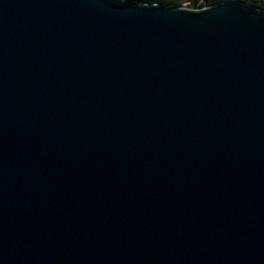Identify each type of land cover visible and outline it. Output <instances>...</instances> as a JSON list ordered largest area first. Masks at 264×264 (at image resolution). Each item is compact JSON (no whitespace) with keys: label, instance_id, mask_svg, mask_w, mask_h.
<instances>
[{"label":"water","instance_id":"95a60500","mask_svg":"<svg viewBox=\"0 0 264 264\" xmlns=\"http://www.w3.org/2000/svg\"><path fill=\"white\" fill-rule=\"evenodd\" d=\"M0 264H264V13L0 0Z\"/></svg>","mask_w":264,"mask_h":264},{"label":"trees","instance_id":"16d2710c","mask_svg":"<svg viewBox=\"0 0 264 264\" xmlns=\"http://www.w3.org/2000/svg\"><path fill=\"white\" fill-rule=\"evenodd\" d=\"M123 5L152 6L159 5L167 9L185 8L189 10H201L219 4H242L264 13V0H109Z\"/></svg>","mask_w":264,"mask_h":264}]
</instances>
